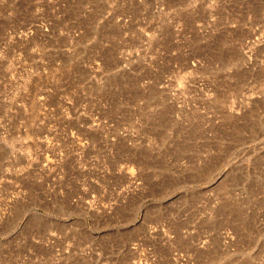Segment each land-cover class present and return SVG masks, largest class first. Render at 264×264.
Listing matches in <instances>:
<instances>
[{
    "label": "rangeland",
    "instance_id": "1",
    "mask_svg": "<svg viewBox=\"0 0 264 264\" xmlns=\"http://www.w3.org/2000/svg\"><path fill=\"white\" fill-rule=\"evenodd\" d=\"M0 264H264V0H0Z\"/></svg>",
    "mask_w": 264,
    "mask_h": 264
}]
</instances>
